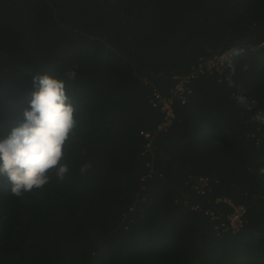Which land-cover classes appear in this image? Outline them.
Returning a JSON list of instances; mask_svg holds the SVG:
<instances>
[{"label":"trees","instance_id":"16d2710c","mask_svg":"<svg viewBox=\"0 0 264 264\" xmlns=\"http://www.w3.org/2000/svg\"><path fill=\"white\" fill-rule=\"evenodd\" d=\"M262 43L264 0H0V141L36 74L65 82L78 121L63 180L16 196L0 176V264H264ZM230 48L231 86L230 68L195 73ZM193 73L157 133L156 93ZM220 198L246 208L239 232Z\"/></svg>","mask_w":264,"mask_h":264},{"label":"clouds","instance_id":"9594fccd","mask_svg":"<svg viewBox=\"0 0 264 264\" xmlns=\"http://www.w3.org/2000/svg\"><path fill=\"white\" fill-rule=\"evenodd\" d=\"M242 53V48L232 50L234 56ZM228 67L231 86L236 69L234 64ZM66 75L75 79L76 72L69 70ZM33 86L28 108L23 113V123L0 141V176L7 178L11 192L16 196L43 188L53 175L61 180L65 178L69 171L64 162L67 146L78 127L76 109L66 93L63 80L48 74H36ZM233 99L239 106L247 107L245 96L234 95Z\"/></svg>","mask_w":264,"mask_h":264},{"label":"built area","instance_id":"2783aa9c","mask_svg":"<svg viewBox=\"0 0 264 264\" xmlns=\"http://www.w3.org/2000/svg\"><path fill=\"white\" fill-rule=\"evenodd\" d=\"M264 47V43L261 44ZM235 48H230L220 55L213 57H204L200 59L199 64L195 70V73H204L206 71L215 72L220 77H223L226 70L229 68V64H233L234 55H232V50ZM193 73L191 76H175L176 84L171 91L169 97H161L160 94L156 93V103L160 106L162 113L164 114V120L162 124L158 127L157 133L166 131L174 122L175 110L174 103L176 100L184 102L187 94L190 93L189 83L191 78L195 76ZM156 105V104H155ZM257 120L259 123L264 124V111H259L257 113ZM145 139L148 140L147 148L150 149L151 142L154 138V134L146 133L144 134ZM209 187L208 179L201 178L196 181L194 189L199 194H205L207 188ZM217 203H225L231 208V213L227 215L226 224H222L225 230H231L234 233L239 232L245 224V214L246 208L243 205H237L233 203L228 198H220ZM208 214L211 216L212 220H219L221 217L217 216L215 212L209 211Z\"/></svg>","mask_w":264,"mask_h":264}]
</instances>
